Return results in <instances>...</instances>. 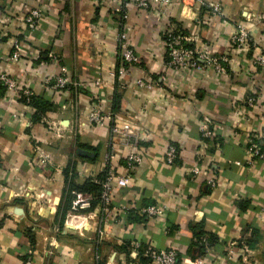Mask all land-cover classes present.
<instances>
[{"label": "crops", "instance_id": "0c3cea01", "mask_svg": "<svg viewBox=\"0 0 264 264\" xmlns=\"http://www.w3.org/2000/svg\"><path fill=\"white\" fill-rule=\"evenodd\" d=\"M114 6L0 0V74L46 104L42 111L0 84V264L29 258L31 264H152L140 263L143 251L128 252L136 242L175 249L180 264H264V159L248 164L246 152L249 140L264 146V70L253 64L256 53L264 54V0L130 7L124 27L139 58L135 65L118 56L122 17ZM35 9L42 17L30 29L25 18ZM240 23L250 33L243 50L230 43ZM169 30L181 32L199 53L228 57L226 74L213 67L202 73L170 69ZM15 42L22 51L18 62L11 57ZM64 67L76 85L59 92L45 80ZM93 108L115 111L119 123L134 130L130 147L117 141L113 161L119 176L130 174L129 185L113 192L115 211L107 221L99 205L89 211L90 197L74 193L61 227L70 182H99L112 152L109 128L88 121ZM203 123L209 138L202 135ZM170 144L179 148L174 165L165 161ZM131 151L143 160L129 173ZM195 165L202 170L197 177L190 171ZM77 194L89 205L74 211ZM150 205L163 207L164 216L140 215ZM199 235L211 243L207 254L199 253Z\"/></svg>", "mask_w": 264, "mask_h": 264}, {"label": "built area", "instance_id": "2783aa9c", "mask_svg": "<svg viewBox=\"0 0 264 264\" xmlns=\"http://www.w3.org/2000/svg\"><path fill=\"white\" fill-rule=\"evenodd\" d=\"M96 4H115L113 11L115 15L122 17L120 20V25L122 26L121 31L118 33L117 41V51L118 56L121 62L128 65H135L139 62V58L136 55L134 49L132 48L129 40L127 29H125V19L127 17V11L130 7L134 6L140 10H150L155 8H163L169 6L175 0H93ZM183 3L187 0H180ZM42 13L40 10L35 9L31 11L25 18V23L30 29L36 28L38 21L41 19ZM250 33L245 24H239L236 26L234 34L230 38L231 45L238 50H243L249 45ZM189 39L178 31L169 30L165 33V47L167 51V56L169 58L168 66L170 69L175 71H187L195 70L197 72L204 71L207 67H213L215 71L221 75L226 74V65L228 63V57L226 56H211L207 53H199L194 49L188 48L186 46ZM21 46L18 42L14 44V52L11 57L13 61L18 62L21 57ZM197 58L203 60V63H200ZM253 64L261 67L264 70V54L262 52L256 53V56L253 58ZM0 81L6 88L8 94L16 93L19 98H30L33 96V92L26 87H23L19 84V81L13 79L6 73L0 74ZM51 85V87L59 92L66 91L68 88L75 86L67 74V69L64 67L61 71L54 77L47 78L45 80L46 85ZM137 85L139 87H151V84H145L143 81H138ZM247 104L250 107L255 105V99H249ZM16 116V115H15ZM88 121L97 126H107L111 133V142L113 143L112 152L106 155L105 162V171L106 178L102 182V192L100 197L99 209L107 221L111 214L115 211L113 207V192L117 188H124L129 185L130 174L126 176H119L113 166V161L117 158V153L115 149V144L117 141H121L123 145L130 147L131 138L134 137L135 133L131 125H121L118 121L117 115L110 112H102L98 108H93L89 115ZM200 130L203 137H211L212 132L209 129L208 123H203L200 125ZM247 155H248V164H252L255 159H264V153L261 151L260 146L257 143H254L253 140H249L247 145ZM179 154V148L175 144H170L165 152V161L169 165H174L175 160ZM41 161L45 162L43 155L41 156ZM142 156L135 152L131 151L126 156V169L128 172L134 171L141 163ZM237 165H240L237 162ZM191 174L195 177L200 176L202 173L201 168L198 165L193 166L191 169ZM215 178L208 180L210 186H216ZM89 205V202L81 194H77V199L73 202V210L79 211V209L85 208ZM123 214H128L130 209L127 206L122 207L121 209ZM164 208L158 205H150L144 207L140 210V215L143 217L157 218L164 216ZM104 231L99 230V233ZM202 243L205 247L206 254L209 253L210 246L208 245L206 239L202 240ZM143 251L142 254L145 258L149 259L152 264H180L179 255L175 249L168 250H157L152 246L143 247L139 242L132 244L130 253H137ZM244 261L247 262V258H244ZM26 264H31L30 258ZM130 264H138L135 261H132ZM197 264H203V259H199Z\"/></svg>", "mask_w": 264, "mask_h": 264}, {"label": "trees", "instance_id": "16d2710c", "mask_svg": "<svg viewBox=\"0 0 264 264\" xmlns=\"http://www.w3.org/2000/svg\"><path fill=\"white\" fill-rule=\"evenodd\" d=\"M179 33H181V32H179ZM186 46L189 48L188 45H186ZM0 84L2 85L1 86L2 89L4 88V90H6V88L1 83V81H0ZM22 100L29 105L33 104L37 108L40 107L42 109V111H45V107H46L45 105L46 104L42 103V101L37 99L34 95L30 98H22ZM40 104L43 106H40ZM112 112L115 113V111H112ZM254 143H257V142L254 141ZM257 144L260 146L261 151H264V146L261 147L262 143H261V145H260V143H257ZM105 178H106V171L104 172V174H103L102 178L99 180V182H95L91 178L87 179L82 185H76L73 181L70 182L68 189H67L66 201H65V204H64L63 209H62V216H61V222H60L61 227H62L64 220H65L66 210H68L70 208V206L72 204V200L75 197L74 193H81L85 197H90L91 201H90L89 211L94 210L99 205L101 192H102V182L105 180ZM200 235L198 237L197 244H198V247L200 249L199 253L201 255H204L205 254V247H204V244L202 243L203 238ZM206 241H207L208 245L211 247L210 241H208V240H206ZM128 252L130 253V251H128ZM138 257H139L140 263H141V261H143L145 259L147 261H149V259L145 258L143 256V254H140Z\"/></svg>", "mask_w": 264, "mask_h": 264}, {"label": "water", "instance_id": "95a60500", "mask_svg": "<svg viewBox=\"0 0 264 264\" xmlns=\"http://www.w3.org/2000/svg\"><path fill=\"white\" fill-rule=\"evenodd\" d=\"M79 152H80V154H83V155H89V153L87 151L80 150Z\"/></svg>", "mask_w": 264, "mask_h": 264}]
</instances>
